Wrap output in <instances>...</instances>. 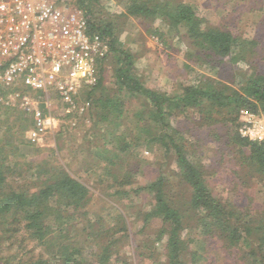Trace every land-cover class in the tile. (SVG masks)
<instances>
[{
    "label": "trees",
    "instance_id": "1",
    "mask_svg": "<svg viewBox=\"0 0 264 264\" xmlns=\"http://www.w3.org/2000/svg\"><path fill=\"white\" fill-rule=\"evenodd\" d=\"M92 1L95 0H80L81 6L89 11L90 29L108 40L112 37L111 24L103 25L95 18ZM123 1L124 17L134 16L149 24L160 19L171 27H185L197 49L188 59L207 70L196 71L187 65L194 75L181 96L151 90L134 73L135 55L123 48L117 49L114 39L112 51L119 58L114 72L115 89L108 90L100 75L98 85L81 94L82 101L91 102L87 115L95 126L122 121L125 115H131L128 99L143 98L141 109L134 112L138 125L126 129L125 142L117 147L104 145V158L93 153V161L98 165L102 160L107 162V175L117 165L113 159H120L133 144L154 143L163 148L166 157H174L179 168L175 175L181 185L190 189L185 205L177 207L168 197L165 175L159 173L149 187L154 193V207L142 217L139 235L155 220L160 221L161 227L154 238L134 246L136 260L140 263L144 259L151 264H205L207 258L193 250V240L187 237L188 231H197L205 248L210 250L212 243L218 244L225 257H234L236 264H264V203L254 205L250 201L239 205L233 197L213 193L205 178L206 169L192 159L196 151L186 148L189 143L184 134L190 130L175 129L170 124L175 116L182 115L189 121L193 115L198 120L225 126L229 144L234 147L232 153L242 157L249 147V156L240 162L241 168L248 171L247 177L254 176L264 182V143L249 142L239 134L242 109L264 112V72L255 70L245 75L241 90L224 82L220 72L243 63L252 66L251 57L257 52L255 47L259 41L244 40L232 30L210 26L198 7L184 0ZM248 1L208 0L207 5L225 9L230 4L237 7ZM256 2L261 4L264 0ZM262 9L263 6L259 8ZM151 33L158 30L151 29ZM41 109L47 111L44 105ZM1 124L6 128H0V264H130L119 253L113 262L115 236L119 233L129 236L124 214L119 212L111 225H104L103 218L87 209L89 188L73 177L67 166L43 154L27 161L28 156H39L42 150L25 138L34 121L23 110L0 102V127ZM203 126L198 125L201 129ZM217 131L213 135L219 140ZM194 136L197 143L204 144V136ZM28 151H31L29 155ZM113 176L115 181L119 180ZM237 177L240 178L239 172ZM127 179L125 176L117 184H127L130 182ZM162 242L164 261L158 258V245ZM87 247L97 251L84 255Z\"/></svg>",
    "mask_w": 264,
    "mask_h": 264
},
{
    "label": "rangeland",
    "instance_id": "2",
    "mask_svg": "<svg viewBox=\"0 0 264 264\" xmlns=\"http://www.w3.org/2000/svg\"><path fill=\"white\" fill-rule=\"evenodd\" d=\"M184 1L197 6L200 14L210 26L232 30L241 35L244 40L257 39L259 41V46L255 47L257 52L251 57L252 66L249 67L243 63L227 67L223 71L220 69V72H223L221 78L224 82L241 90L245 75H250L255 70L264 72V9L259 10L261 6L264 7V2L258 4L255 0H249L247 3H239L237 7L230 4L223 9L218 5L214 7L207 5L208 0ZM92 2L95 18L103 25L111 24L112 27V37L108 39L111 48L110 55L103 66L98 69V76L104 77V84L108 90L115 89L114 72L119 66V58L112 51L111 42L114 39L117 49L123 48L135 55L134 73L148 89L160 90L178 97L183 95V89L191 84L194 75L189 68H186L187 65L190 64L189 66L196 71H207L199 67L194 60L188 59V55L195 53L197 49L187 35L185 27L181 25L171 27L160 19L149 24L134 16L124 17L122 16L125 11L123 0ZM151 29H157L158 33H151ZM122 96L124 98V92ZM140 100L142 101L143 98L128 99L127 104L131 115H125L122 121H116L115 125L105 122L98 126H95V122L88 115L79 117L75 122V116L62 112L61 104L53 100L51 111L60 120L59 128L55 133L45 135L40 143L33 144L42 151L39 156L38 154L28 156L27 161L31 158H40L43 154L56 158L61 164L67 166L68 172L89 188L90 203L87 209L98 218H103L104 225H111L119 212L124 214L125 221L130 228L129 236L127 237L126 233H119L115 236L113 262L119 253L130 264H151L145 262L144 259L139 263L134 255V246L154 238V234L161 227L160 221L155 220L143 234L139 235L142 217L154 207V193L149 189L150 185L159 173H162L167 179L168 197L177 207L184 206L189 197L190 189L181 185L175 175L179 172V168L174 157L172 155L166 157L161 146L137 140L140 142L133 144L121 155L120 159H113V163L117 165L110 170L109 175H107L109 167L105 160H102L99 165L98 162L93 161L95 155L104 158L102 152L104 145L117 147L125 142L126 129L138 125L139 120L134 117V112L141 109ZM187 114L192 115L193 112H187ZM188 119L189 121H186L182 115L177 118L175 116L170 119V124H173L175 129L190 130L188 134L183 133L189 143L186 148L188 151H196L192 159L199 161L206 169L205 178L211 191L215 194L233 197L239 205H247L250 201L254 205L263 204L264 182L254 176L247 177L248 171L241 168L240 164L249 156V147L242 157L239 154L236 156L235 152L232 153L234 147L233 144H229L230 137L226 133L225 126L198 120L193 115ZM199 124L204 125L202 129L198 127ZM1 125L3 126L0 128L4 130L5 125ZM216 127H219V131L214 130ZM29 130L25 133L27 140H30L27 135ZM216 131L219 134V140L214 139L213 134ZM195 134L199 137L204 136V144L197 143ZM27 153L29 155L31 151ZM237 172L240 178L246 176L244 181L236 178ZM112 174L119 180L115 181ZM125 176L129 177L127 180L130 182L118 185L124 181ZM125 191L129 194H125ZM187 237L193 240V250L207 258L205 264H236L234 257H225V253L221 252L218 244L212 243L210 250L205 248L197 231H188ZM93 251L97 250L87 247L84 255H89V252ZM163 251L164 243L162 242L158 245L160 255L157 254L160 261H164Z\"/></svg>",
    "mask_w": 264,
    "mask_h": 264
},
{
    "label": "built area",
    "instance_id": "3",
    "mask_svg": "<svg viewBox=\"0 0 264 264\" xmlns=\"http://www.w3.org/2000/svg\"><path fill=\"white\" fill-rule=\"evenodd\" d=\"M110 49L108 40L91 31L80 0H0V102L33 118L27 135L40 143L60 125L53 100L75 122L88 114L91 102L81 94L98 85ZM240 123L243 139L264 143V112L242 109Z\"/></svg>",
    "mask_w": 264,
    "mask_h": 264
}]
</instances>
